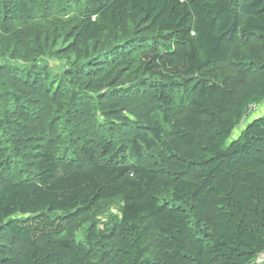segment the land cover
Wrapping results in <instances>:
<instances>
[{"label": "trees", "instance_id": "1", "mask_svg": "<svg viewBox=\"0 0 264 264\" xmlns=\"http://www.w3.org/2000/svg\"><path fill=\"white\" fill-rule=\"evenodd\" d=\"M262 106L264 0H0V264H253Z\"/></svg>", "mask_w": 264, "mask_h": 264}, {"label": "rangeland", "instance_id": "2", "mask_svg": "<svg viewBox=\"0 0 264 264\" xmlns=\"http://www.w3.org/2000/svg\"><path fill=\"white\" fill-rule=\"evenodd\" d=\"M55 73H59V72H55ZM263 115H264V106L261 107L259 112L254 114L252 119L262 117ZM252 119H249L247 121V123H249ZM237 136H238V133H236V136L233 139H236ZM123 204H124L123 201H120V200L113 201V203H111L110 206L104 207V211L101 212L100 214H98L99 216H98L97 220L100 222V224H103L108 220V216H110V215L120 216V210L123 207ZM100 226H102V225H100ZM83 238H84L83 231L82 230L78 231L77 240L83 241Z\"/></svg>", "mask_w": 264, "mask_h": 264}, {"label": "built area", "instance_id": "3", "mask_svg": "<svg viewBox=\"0 0 264 264\" xmlns=\"http://www.w3.org/2000/svg\"><path fill=\"white\" fill-rule=\"evenodd\" d=\"M253 264H264V251L258 255Z\"/></svg>", "mask_w": 264, "mask_h": 264}, {"label": "bare ground", "instance_id": "4", "mask_svg": "<svg viewBox=\"0 0 264 264\" xmlns=\"http://www.w3.org/2000/svg\"><path fill=\"white\" fill-rule=\"evenodd\" d=\"M262 252H263V251H262ZM262 252H261V253H262ZM257 257H258V256H257ZM257 257H256V258H257ZM255 260H256V259H255ZM255 260H254V261H255Z\"/></svg>", "mask_w": 264, "mask_h": 264}]
</instances>
